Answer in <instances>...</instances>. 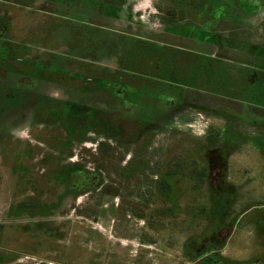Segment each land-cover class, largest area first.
Returning <instances> with one entry per match:
<instances>
[{"label":"flooded vegetation","instance_id":"flooded-vegetation-1","mask_svg":"<svg viewBox=\"0 0 264 264\" xmlns=\"http://www.w3.org/2000/svg\"><path fill=\"white\" fill-rule=\"evenodd\" d=\"M40 1L43 3L35 4L37 0H0V91L2 94L4 91L2 101L5 100L0 105V201H8L1 216V230H4L5 220H9L7 234L13 239H21L22 235H18V228L21 226L19 229L24 235L30 233L39 242L37 236L44 232L46 238L42 242L47 241V238L50 240L54 237L56 229L50 217L64 212L69 201L94 191L100 192L102 196L115 198L124 192V196H142L146 199L156 197L159 203H170L167 212L159 207L157 210L161 211L151 213L153 222L148 215L144 216L147 222L143 225H147L153 233L145 231V227L142 235L145 238L153 237L151 240H155L153 243L156 244L159 239L154 234L161 229L159 226H163L158 217H163L164 212L171 213L175 220L179 217L180 195L186 192L180 190V165L177 162L171 163L164 170L160 167L161 163L153 164L146 158L141 160L132 156L126 160L113 157L115 135L125 133L120 125H116V117L138 122L142 132L150 130V133H157L164 119L174 116L186 105L192 104L200 112L209 116L217 115L220 119L224 118V114L217 107L214 110L210 105L202 107L190 101L166 108H157L158 105L156 108L147 107L131 87L135 82L126 78L115 81L112 87L117 85V91L110 93L107 88L109 86L102 84L109 81L111 73L131 69L137 60L136 56L130 57V52L126 50L128 42L121 38L116 42L115 52L107 60H97V65L91 63L92 66L84 67L81 71L77 64L72 67L71 61H64L67 51L63 49L56 51L57 53L29 51L26 52V59L20 58L24 51L20 50L19 38L35 32L33 26L36 19L53 8L56 10L59 5L48 0ZM132 1L134 0H116L118 5L106 21L113 29L129 33V43L137 44L140 47L138 50H144L145 55L148 52L142 44L146 40L164 44L176 36L180 39L188 38L190 34L180 27V22H187L188 14L195 12V7L197 10L203 3L202 0L156 1L153 8L159 18H154L160 22L161 29L150 30L141 15L138 17L137 12L132 11ZM215 1L219 2L216 10L212 7V0L209 3L211 5H206L210 13L206 11L207 14L204 15L208 16L206 21L209 26L204 31L203 38H197L202 41H197L193 50H203L209 59H222L229 63L235 61L236 66L246 74L245 82L264 83L260 76V62H264V35L261 36L254 27L247 25V21L257 19L264 8V0ZM70 3L78 14L76 16H79L83 10L82 1L74 0ZM25 9L28 10L26 14L29 17L26 20L23 19L26 17L23 16ZM25 21H28V29L21 27L20 23ZM69 52L72 53V50ZM234 54L239 61L231 57ZM163 57L167 59L165 55ZM109 63L113 66L111 73L98 76L97 70ZM94 67H97L94 69L96 76L83 77L85 72L89 73ZM211 79L210 71L206 80ZM224 85L229 88L230 82H223L219 86ZM117 104H121L122 111L116 107ZM257 127L258 125L248 127L246 130ZM230 128L241 131L239 126ZM211 129L209 127L206 133L208 157L202 160L204 168L199 171L190 170L189 174L193 176V181L198 179L205 182L209 202H212L214 196L220 202L223 214L219 225L212 231L208 232L204 228L198 235L194 231L187 240L185 256L192 258L194 264H264V208L260 209L258 206L262 202L254 192L240 189L229 180L230 158L237 153L236 147H222L216 151L214 158L221 167L216 168L213 173V152L208 142ZM25 132L31 139L24 140L22 134ZM100 136L104 138L102 141L97 140ZM147 146L148 144H143V153L148 150ZM77 151L91 162L87 163L82 157L79 158ZM122 165V168L117 167ZM107 181L113 183L105 185ZM146 182H152L154 190H141ZM116 187L120 189L117 191ZM190 193L193 195L196 192L188 191ZM48 197H53V202L43 200ZM250 204L252 207L248 208ZM237 210L241 214L239 217ZM24 217V222L19 221ZM233 220L234 225L231 223ZM28 224L30 227L24 228ZM31 228L38 233L31 231L34 230ZM238 231H242L246 237V246L251 244L257 249L244 260L226 255V250L235 240ZM31 238L29 240L32 241ZM194 253L198 255L196 259Z\"/></svg>","mask_w":264,"mask_h":264},{"label":"rangeland","instance_id":"rangeland-1","mask_svg":"<svg viewBox=\"0 0 264 264\" xmlns=\"http://www.w3.org/2000/svg\"><path fill=\"white\" fill-rule=\"evenodd\" d=\"M48 1L59 3V5L56 10L53 8L36 19L33 26L35 32L19 38L20 50L24 51L21 52L20 58L26 59V52L29 51L57 53L56 51L63 49L67 51L64 61H71L72 67H76L77 64L81 71L84 67L97 65V60H107L108 56L115 52L116 42L121 38L124 42H128L126 50L130 52V57L136 56L137 60L128 71L119 70L111 73L112 63L97 70L100 77L111 73L109 81L102 84L110 87H107L110 93L117 91L115 90L117 85L112 87V84L120 78H126L135 82L131 84V87L139 95L138 99L147 107L158 105L157 108H166L190 101L195 102L197 106L210 105L214 110L217 107L224 114V118L220 119L214 114L209 116L190 104L177 111L174 116L164 119L157 133H150V130L145 133L140 129L138 122H129L116 117V125H120L125 133L115 135L116 145L113 157L126 160L132 156L141 160L146 158L153 164L161 163L160 167L164 170H167L171 163L177 162L180 165V190L186 192L180 195L178 220L173 219L171 213H166L170 203H159L156 197L146 199L142 196H124L125 193L122 192L115 198L105 197L100 195V192L94 191L69 201L64 212L52 215L50 220L54 222V228L56 227L54 237L42 242L46 235L40 232L41 235L37 236L38 242L30 233L29 235L21 233L19 229L22 228L21 226L18 228V235H22L21 239L8 236L9 220H5L4 230H1L3 220L1 216L8 206V201L4 203L0 201V264H194L192 258L185 256L187 240L193 233L196 232V235L201 233L204 228L208 232L212 231L219 225L218 222L223 214V210L220 209L221 204L214 199V196L212 202H209L205 182L198 179L193 181L191 179L193 176L189 174L190 170L192 172L194 169L199 171L204 168L202 160L208 157L205 147L208 128L225 129L239 126L241 131H244L248 127L252 128L262 123L259 127L264 133V107L255 108L244 101L247 98V93H243V88L246 87L244 70L238 68L235 61L229 63L222 59H209L203 50H193L198 44L197 41H202L197 38H203L204 31L209 26V22L206 21L208 16L205 15L208 8L206 5L211 3V0H202L203 3L198 9L196 10L195 7V12L188 14L187 22H180V27L185 28L183 30H187L190 34L188 38L180 39L176 36L171 38L169 43L164 44L146 40L142 47L148 52L147 55L144 50H138L140 47L137 44L129 43L131 36L129 33L113 29L106 21L114 7L118 5L116 0H81L84 5L79 16H76L78 14L72 9L73 5L70 6V2L74 0ZM156 1L160 0L131 2L134 4L132 11L137 12L138 17L141 15L150 30L161 29L160 22L154 18H159L153 8ZM42 3L43 1L40 0L35 2V4ZM217 3L219 2L212 0V7L215 10L219 8ZM26 13H28L27 9L23 15L26 16L23 17L25 20L29 18ZM27 22H21V27L28 29ZM247 25L254 27L261 36L264 35V8L257 19L247 21ZM71 50L72 53L69 52ZM231 57L239 61L236 54ZM96 68H92L89 73L85 72L83 77L95 75ZM210 71L212 79L207 81ZM224 80L230 82V86L237 87V91L241 92L242 100L230 92V87L219 86L226 82ZM3 94L0 91V105L5 102V100L2 101ZM116 107L122 111L121 104H117ZM27 135L26 132L22 134L24 140L31 139ZM262 137L264 138V135ZM103 139V136L97 138L99 141ZM143 144H148V150L144 153ZM91 149L89 151H92ZM127 149L130 150L125 154ZM256 152L258 151L249 148L239 155L236 153L237 157L235 155L231 157L228 176L229 180L240 189L251 190L254 193L260 192L261 197L258 199L262 202L261 208H264V155L262 152L257 155ZM215 154L213 152L212 157H215ZM76 155L79 158L82 157L87 163L91 162L85 156H81L78 151ZM117 167L122 168L123 165ZM114 182L119 185L116 180ZM212 182L214 185L215 180L213 179ZM110 183L113 182L107 181L105 185ZM152 186V182H146L141 190H154ZM116 189L118 191L120 187ZM193 190L196 193L188 194V191ZM43 200L53 202V197ZM249 206L248 208H251L252 204ZM159 207L166 212L163 217H158L163 226H159L161 229L154 234L157 235L156 239H159L154 244L155 240H151L153 237L147 236L148 239L142 235L145 227V231L152 232L147 225H143L147 222L144 216L148 215L153 222L151 213L161 211L157 210ZM112 209L114 212H111ZM237 215L238 217L241 215L238 214V210ZM25 219L24 217L19 221L24 222ZM231 223L234 225V220ZM27 227L29 228L30 225L24 226V228ZM31 231L38 233L35 229ZM241 233L242 231H238L235 240L227 248L228 257L244 260L250 257L248 254L257 251L251 244L246 247L240 244L242 240L237 238L241 236ZM20 240H22L21 243H19ZM252 248H254L253 251H251ZM193 255L195 259L198 257L197 253Z\"/></svg>","mask_w":264,"mask_h":264},{"label":"trees","instance_id":"trees-1","mask_svg":"<svg viewBox=\"0 0 264 264\" xmlns=\"http://www.w3.org/2000/svg\"><path fill=\"white\" fill-rule=\"evenodd\" d=\"M228 60V59H227ZM232 61V60H231ZM237 61V60H236ZM260 67L262 71L260 72L261 80H264V62H260ZM257 81H247L245 82L246 87L243 88V93H247V98L244 100L245 103L250 104L253 107L261 108L264 107V83L257 84ZM233 87V90H232ZM230 92L236 96L238 99H241V92L237 91L236 86H230ZM242 93V94H243ZM262 109V108H261ZM258 126H262V123ZM264 129V128H263ZM235 130L234 128H225L223 130L215 128L211 129L210 136H209V146L211 147V152L216 153V151L219 150V148H229L233 147L234 145L231 142L233 139H235ZM235 147V146H234ZM216 158L213 157L212 160V170L213 173L215 172L216 168L218 169L221 167L218 161H215ZM226 166V165H225ZM212 179H215L214 177Z\"/></svg>","mask_w":264,"mask_h":264},{"label":"crops","instance_id":"crops-1","mask_svg":"<svg viewBox=\"0 0 264 264\" xmlns=\"http://www.w3.org/2000/svg\"><path fill=\"white\" fill-rule=\"evenodd\" d=\"M235 139H233L231 142H233L232 144L237 148V150L239 152H237V154L239 155L240 153H242V151L245 150H249V148L253 149V150H257L258 152L257 155L259 154V152L264 155V138L262 137L264 135V133H262L261 128L258 126L256 129L253 130H245V131H239L235 129ZM241 151V152H240ZM236 154V155H237ZM246 155H248L245 152ZM235 155V156H236ZM256 155V156H257ZM237 157V156H236ZM232 158H230L231 160ZM230 171V170H229ZM254 195L257 198L261 197L260 192L259 193H254ZM260 200V199H259ZM262 203H259L258 206L260 209H262L261 207ZM249 229V228H248ZM238 240H242V242H240V244H246V239L242 233V235L240 237L237 238ZM236 239V240H237ZM245 239V240H244ZM246 246V245H245ZM230 257V256H229Z\"/></svg>","mask_w":264,"mask_h":264}]
</instances>
